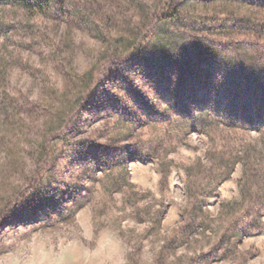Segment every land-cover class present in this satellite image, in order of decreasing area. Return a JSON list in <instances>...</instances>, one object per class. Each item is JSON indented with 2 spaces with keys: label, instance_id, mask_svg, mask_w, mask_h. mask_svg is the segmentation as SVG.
<instances>
[{
  "label": "rangeland",
  "instance_id": "374dc122",
  "mask_svg": "<svg viewBox=\"0 0 264 264\" xmlns=\"http://www.w3.org/2000/svg\"><path fill=\"white\" fill-rule=\"evenodd\" d=\"M106 225L128 264H264V0H0V264Z\"/></svg>",
  "mask_w": 264,
  "mask_h": 264
},
{
  "label": "clouds",
  "instance_id": "9594fccd",
  "mask_svg": "<svg viewBox=\"0 0 264 264\" xmlns=\"http://www.w3.org/2000/svg\"><path fill=\"white\" fill-rule=\"evenodd\" d=\"M89 239L91 246L83 251L85 264H128L126 245L110 226L95 230Z\"/></svg>",
  "mask_w": 264,
  "mask_h": 264
},
{
  "label": "trees",
  "instance_id": "16d2710c",
  "mask_svg": "<svg viewBox=\"0 0 264 264\" xmlns=\"http://www.w3.org/2000/svg\"><path fill=\"white\" fill-rule=\"evenodd\" d=\"M32 1L38 3V2H40L41 0H32ZM168 15L172 16V15H173V12L171 11Z\"/></svg>",
  "mask_w": 264,
  "mask_h": 264
}]
</instances>
